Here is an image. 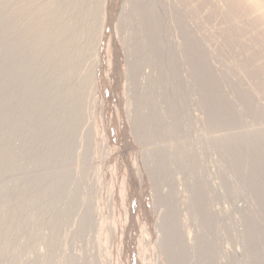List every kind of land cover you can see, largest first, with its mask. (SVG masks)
Listing matches in <instances>:
<instances>
[{"label": "rangeland", "instance_id": "obj_1", "mask_svg": "<svg viewBox=\"0 0 264 264\" xmlns=\"http://www.w3.org/2000/svg\"><path fill=\"white\" fill-rule=\"evenodd\" d=\"M152 1L149 20L161 25L157 42L146 32L141 0H90L99 10L94 33L87 34L91 26L79 11L64 22L78 20V32L60 39L74 41L69 54L79 77L56 87L62 75L52 77L48 65L32 91L2 84L0 100L11 92L13 106L38 100L39 107L23 108L0 129V151L12 149L18 167L0 177V264H264V194L258 191L264 170L251 176L254 166L264 165V148L248 138L264 133L263 22L243 17L246 3L239 14L225 0ZM186 32L205 54L216 89L210 99L215 121L187 55ZM162 48L169 53L164 59ZM75 84L83 87L72 93ZM218 100L223 105L216 111ZM52 102L70 105L64 129L59 122L47 126L60 107L50 110ZM220 109L233 116L231 124H217ZM141 117H156L159 125L146 124L144 131ZM19 125L27 130L11 137ZM235 138L242 139L239 149L231 147ZM25 179L37 185L26 187ZM21 187L28 190L24 197Z\"/></svg>", "mask_w": 264, "mask_h": 264}, {"label": "bare ground", "instance_id": "obj_2", "mask_svg": "<svg viewBox=\"0 0 264 264\" xmlns=\"http://www.w3.org/2000/svg\"><path fill=\"white\" fill-rule=\"evenodd\" d=\"M1 1V6H0V47L2 49V56H1V64H0V90L2 91V84H6V82H15L18 83L21 87L27 89L28 91L34 90V87L38 84L35 82H38L37 80V75L40 74V68L45 67L48 65H51V75L52 77L62 75L60 79H58L56 87L60 86H66L69 84V81L76 76L79 77L81 74L80 69H72L71 65L74 62L72 59L71 55L69 54L71 47L74 44V41L69 44L66 43V41L60 40L63 38V36L67 35L69 33V30H73L78 32L79 29V23L78 20L74 21V24L70 26L66 25L64 22L65 20L73 14H78L79 11L81 12V15L88 21L89 25L91 26V29L87 34L92 35L94 33V30L96 29L97 26V17L99 14L98 8H92L89 6L90 0H47V2H42L36 5L35 0H0ZM137 1V0H136ZM220 0H218L219 2ZM227 2L226 6H229V8H233L234 12L235 10H240L242 5L243 8L246 7V9L243 11L244 12V18L245 17H255L256 21L261 19L264 25V0H225ZM224 1V2H225ZM141 3L143 5L142 8V13H147L148 19H143L147 20L145 22V29L146 32L152 33L150 36H153L155 40V36L161 30V25L158 23V21L154 20L151 21L149 20V17L153 15V9L154 8V3L152 0H141ZM229 4V5H228ZM218 5V4H217ZM224 5V6H225ZM214 6V5H213ZM222 5H220L221 7ZM219 7V8H220ZM139 8V7H137ZM227 9V7H226ZM219 10V9H218ZM223 10V9H222ZM225 10V9H224ZM232 10V9H230ZM227 10V11H230ZM141 11V10H140ZM156 11V10H155ZM225 10V12H227ZM236 11V12H237ZM241 11V10H240ZM232 12V11H231ZM233 12V13H234ZM140 13V12H139ZM138 13V14H139ZM229 13V12H228ZM231 13V14H233ZM239 13V11H238ZM237 15V13H235ZM241 14V13H239ZM223 15V14H222ZM225 16V15H224ZM231 16V15H229ZM229 16H227L229 18ZM234 16V15H233ZM72 17V16H71ZM223 17V16H222ZM239 17V15H237ZM77 18V17H76ZM146 18V17H145ZM236 18V17H235ZM241 18V17H240ZM142 19V17H141ZM158 19V18H157ZM237 19V18H236ZM247 19V18H245ZM244 19V20H245ZM255 19L253 21H255ZM249 20V19H248ZM247 20V21H248ZM151 21V22H150ZM237 21V20H236ZM252 21V20H251ZM252 22L253 26L256 25L259 22ZM260 21V22H261ZM181 25L186 28V25L182 23V20L180 19ZM250 22V21H249ZM248 22V23H249ZM230 23V22H229ZM236 23V22H235ZM256 23V24H254ZM231 24V23H230ZM259 24V23H258ZM179 25V24H178ZM177 25V26H178ZM240 25V24H239ZM260 25V24H259ZM229 26V25H228ZM236 26V25H235ZM252 26V25H251ZM262 26V25H261ZM72 27V29H71ZM163 27V25H162ZM168 27V26H167ZM233 27V25H232ZM250 27V26H249ZM248 27V28H249ZM258 27V26H257ZM260 27V26H259ZM258 27V28H259ZM183 28V31L186 30ZM246 28V27H245ZM262 28V27H261ZM260 28V30H261ZM164 29V27H163ZM239 29V28H238ZM242 29V28H240ZM239 29V30H240ZM244 29V28H243ZM253 29V27H252ZM263 29V28H262ZM233 30V29H232ZM231 30V31H232ZM251 30V29H249ZM259 30V29H257ZM230 31V30H229ZM235 31V30H234ZM242 31V30H241ZM71 32V31H70ZM189 32V31H188ZM238 32V31H237ZM240 32V31H239ZM260 32V31H259ZM74 33V34H75ZM229 33V32H228ZM236 33V32H235ZM242 32H240L241 34ZM154 34V35H153ZM184 34V33H183ZM227 34V33H226ZM238 34V33H236ZM243 34V33H242ZM246 34V31H245ZM243 34V35H245ZM257 34V32H256ZM255 34V35H256ZM186 51L187 55L193 57L192 61V69L196 73V79L198 80V85L200 86V91L204 97V101L206 102V105L209 104V109H208V117L211 120V118L215 121V116L216 115L214 111L210 109V99L213 98V96H216V89L213 87L211 88L209 85L210 81V74L209 70L206 68V60L204 58V55L202 53V48L201 46L196 42L195 38L191 36V34H187L186 32ZM233 34H231L232 36ZM253 35V34H252ZM259 35V33H258ZM261 35V34H260ZM235 36V35H234ZM243 37L242 35H240ZM164 37V36H163ZM167 37V36H166ZM228 37V36H227ZM237 37V36H236ZM235 37V38H236ZM230 38V37H229ZM233 38V37H232ZM238 38V37H237ZM256 38L257 37H253ZM228 39V38H227ZM234 40V39H233ZM232 40V41H233ZM153 39L151 40L152 43ZM156 41V40H155ZM229 41V39H228ZM235 41V40H234ZM237 40L236 42H238ZM256 41V40H254ZM154 42V41H153ZM157 42V41H156ZM159 43V41H158ZM153 47L156 46L157 43H152ZM159 45V44H158ZM140 46V45H139ZM259 46V45H258ZM262 46V44H261ZM76 47V45H75ZM162 47V46H160ZM137 48V47H136ZM156 49V48H155ZM140 50H138L139 52ZM158 52V51H157ZM170 52V51H169ZM261 52V51H260ZM25 54V57L20 60L19 62L17 61V56L20 54ZM150 53V52H149ZM156 53V52H155ZM159 55H161V58H163V55L167 56L166 50L165 49H160L158 52ZM156 53V54H158ZM253 54V52H252ZM255 54V53H254ZM172 55V54H171ZM184 55V54H183ZM158 56V55H156ZM165 56V57H166ZM168 57V56H167ZM254 57V55L252 56ZM257 57V56H256ZM159 58V57H158ZM171 58V57H169ZM164 59V58H163ZM192 59V58H191ZM252 60V58H251ZM255 60V59H254ZM17 61V62H16ZM157 62V61H156ZM173 62V61H172ZM162 63V62H161ZM160 63V67H162L163 72H164V66ZM167 63V62H166ZM165 63V64H166ZM173 65V63H171ZM164 65V64H163ZM256 65V63H255ZM171 66V65H170ZM169 66V67H170ZM176 66V65H175ZM171 68V67H170ZM250 68V67H249ZM248 68V69H249ZM173 69V68H172ZM166 70V69H165ZM175 70V68H174ZM247 71V70H246ZM162 72V71H161ZM171 72V71H170ZM173 73V71H172ZM164 75L166 74L165 72L163 73ZM168 75V74H167ZM166 75V76H167ZM177 76V75H176ZM166 78V77H164ZM169 78V77H168ZM166 78V80H168ZM178 78V77H177ZM173 80V79H172ZM215 81V80H214ZM162 82V81H161ZM166 82V81H165ZM173 82V81H172ZM171 82V83H172ZM48 83V79L44 83L46 85ZM60 83V84H58ZM163 84V83H162ZM167 85V84H166ZM71 86V85H70ZM69 86V87H70ZM171 86V85H170ZM212 86V85H211ZM216 86V85H215ZM218 86V85H217ZM83 85L82 84H75L74 88L72 89V93L81 91ZM174 89V88H173ZM245 94V93H244ZM147 95V94H146ZM219 95V94H218ZM221 95V94H220ZM65 96V95H64ZM168 96V95H167ZM176 96V95H175ZM243 96V95H242ZM241 96V97H242ZM248 96V95H247ZM44 97V95H43ZM41 97V99H43ZM62 98V96H60ZM66 97V96H65ZM173 97V96H172ZM223 97V96H222ZM146 98V96H145ZM175 98V97H174ZM173 98V99H174ZM182 98V97H181ZM217 98V97H216ZM219 98V97H218ZM220 99V98H219ZM225 99V98H224ZM246 99V98H244ZM16 100L14 93L8 92L1 100H0V108L4 112L2 114V117H0V129L2 130L9 124V121L15 117H17L21 112L22 109L25 108L30 111L37 110L39 107V101L36 100L34 102H30L27 105H12L11 102ZM248 100V99H247ZM225 101V100H224ZM227 101V100H226ZM64 105L60 106L59 103L52 102V108L50 110L55 109L56 107H59L57 111L51 115L47 122V126H50L52 123L56 124V122L61 123L59 126H63L62 128H65V123H67L71 120L69 117V109L70 105H68L66 102L63 103ZM214 109L217 111L218 107H221L223 105V100H218L216 104H214ZM254 105V104H253ZM149 106V105H148ZM6 108V111L4 109ZM174 108V107H173ZM257 109V108H256ZM255 109V110H256ZM152 111V110H151ZM172 111H176L173 110ZM222 113L221 109L219 111ZM234 113V112H233ZM236 113V112H235ZM262 113L259 112V114ZM175 114V113H174ZM226 116H223V113L220 115V118L217 121V124L220 126H225L228 124L232 123V118L231 114L225 113ZM231 115V116H230ZM158 117V115H156ZM230 116V117H229ZM233 117V116H232ZM217 118V117H216ZM230 118V119H229ZM139 120V119H138ZM137 120V121H138ZM217 120V119H216ZM75 121H78L76 119ZM162 122V121H161ZM209 122V121H208ZM151 123V125H159L158 119L156 117H152L148 120V118L143 119V117L140 118L139 126H144L146 124ZM181 123V122H180ZM211 123V122H210ZM44 124V123H43ZM215 124V122H214ZM174 126V125H173ZM45 127V126H44ZM56 127V126H55ZM58 127V126H57ZM138 127V126H137ZM156 127V126H155ZM43 128V127H42ZM46 128V127H45ZM54 129V128H53ZM175 129V128H174ZM221 129V128H220ZM27 130V127L25 125H19L16 126L14 129L11 130V137L17 136L24 134L25 131ZM50 130V129H49ZM139 130V129H138ZM145 131V130H144ZM237 131V130H236ZM51 133V131H49ZM63 132V131H62ZM61 132V133H62ZM142 132V129L141 131ZM253 132V131H252ZM264 132V131H263ZM53 133V132H52ZM64 133V132H63ZM255 133V132H254ZM58 134V133H57ZM137 134V133H136ZM59 135V134H58ZM63 135V134H62ZM246 136V135H244ZM242 136V137H244ZM232 137V135H231ZM236 137V136H235ZM241 137V136H240ZM247 137V136H246ZM250 141L257 143L256 146L259 150L261 148H264V133H261L260 135H253L248 137ZM61 139V138H60ZM63 139V138H62ZM241 138L238 140L237 138L230 140L231 142V147L232 148H237L242 146L241 143ZM245 140V139H244ZM52 141V140H51ZM56 141V140H55ZM224 141V140H223ZM222 141V142H223ZM59 142V141H58ZM221 142V143H222ZM245 143V142H244ZM259 143V144H258ZM213 144V143H212ZM230 145V143L227 145V147ZM60 146V145H59ZM62 146V145H61ZM219 146V145H218ZM245 146V145H244ZM49 147V146H48ZM230 147V148H231ZM246 147V146H245ZM60 148V147H59ZM247 148V147H246ZM56 150V148H54ZM64 149V148H62ZM80 150V149H79ZM236 150V149H235ZM51 151V150H50ZM66 151V150H65ZM242 151V150H241ZM264 151V149H263ZM57 152V151H56ZM81 153V152H80ZM251 153V152H250ZM1 159H0V177L5 175L7 172H11L13 169H17L18 167L16 166V161H15V153L12 149L5 148L2 151H0ZM242 154V153H240ZM55 155V154H53ZM58 155V154H57ZM183 155V154H182ZM252 155V154H251ZM51 156V155H50ZM177 156V154H176ZM248 156V154H247ZM36 154L33 153L30 156L31 161H35L36 159ZM49 157V156H48ZM182 157V156H180ZM178 159V158H177ZM236 159V158H235ZM37 160V159H36ZM145 160V159H144ZM39 162V161H38ZM234 163V162H233ZM240 163V162H239ZM258 164V162H256ZM263 165V164H262ZM254 166V170L251 173V176L255 174H260L264 170V165L262 166ZM240 166V165H238ZM253 166V165H252ZM240 168V167H239ZM250 168V167H248ZM246 169V168H245ZM252 169V168H251ZM162 171V170H161ZM160 171V172H161ZM164 171V170H163ZM162 171V172H163ZM248 171V170H247ZM64 172V171H63ZM237 172V171H236ZM241 172V170H240ZM242 173V172H241ZM248 173V172H247ZM8 174V173H7ZM61 175V174H60ZM159 175V173H158ZM160 175H162L160 173ZM243 175V174H242ZM264 175V174H263ZM49 176V175H47ZM245 176V175H244ZM247 176V175H246ZM249 176V175H248ZM41 177V176H40ZM53 177V176H52ZM55 177V176H54ZM155 177V176H154ZM159 177V176H158ZM36 178V177H35ZM43 178V177H42ZM46 177H44L45 179ZM49 178V177H48ZM61 178V177H60ZM166 178V177H164ZM162 179V177H161ZM264 179V178H263ZM52 180V179H50ZM168 180V179H167ZM247 180V179H246ZM250 180V179H249ZM42 181V180H41ZM60 181V180H59ZM62 181V180H61ZM201 181V180H200ZM264 181V180H262ZM23 184L28 186H32V183L34 185H37V180L35 179H25L23 180ZM39 182V181H38ZM58 182V181H57ZM247 182V181H246ZM254 182V181H252ZM54 183V181H53ZM168 183V182H167ZM199 183V182H198ZM256 183V182H255ZM56 184V183H55ZM58 184V183H57ZM57 184L54 186L56 187ZM263 184V183H262ZM259 185V190L262 191L264 194V189L263 185ZM19 184H16V187L19 188ZM53 185V184H52ZM61 185V184H60ZM59 186V185H58ZM252 186V185H251ZM14 185V188H16ZM26 187H21V196L24 197L28 194V190ZM199 187V186H198ZM204 187V186H203ZM58 189V187H56ZM60 188V187H59ZM201 188V187H200ZM49 189V188H48ZM51 189V188H50ZM61 189V188H60ZM54 190V189H53ZM249 190V189H248ZM15 191V190H13ZM55 191V190H54ZM12 192V191H11ZM200 193V192H199ZM258 193V192H257ZM197 196V195H196ZM202 199V196H201ZM260 199V198H259ZM264 199V198H263ZM171 200V199H170ZM204 200V199H203ZM200 201V199H199ZM198 201V202H199ZM202 201V200H201ZM197 202V203H198ZM200 203V202H199ZM207 203V202H206ZM201 204V203H200ZM203 204V202H202ZM205 204V203H204ZM262 204V203H261ZM197 205V204H196ZM208 205V204H207ZM85 207V206H84ZM201 207V206H200ZM264 208V206L262 205ZM2 208V207H1ZM204 208V207H203ZM209 208V206H208ZM9 209L8 206H3V210L7 211ZM202 209V208H201ZM205 209V208H204ZM2 211V210H1ZM167 211V210H166ZM207 211V210H206ZM3 212V211H2ZM261 212V211H260ZM263 212V211H262ZM163 213V211H162ZM170 213V211H167L166 215ZM210 213V212H207ZM212 214V213H211ZM163 215V214H162ZM206 215V214H204ZM249 215V214H248ZM16 213L13 214L12 220H15ZM165 216V215H164ZM207 216V215H206ZM212 216V215H211ZM160 217V216H159ZM213 217V216H212ZM209 219V218H208ZM215 219V218H213ZM2 220V219H1ZM211 220V219H210ZM248 221V220H247ZM213 222V221H211ZM14 224V223H13ZM251 224V223H248ZM215 225V224H214ZM160 226V225H159ZM254 225H251L250 229L257 228L256 226L252 227ZM249 227V225H248ZM247 227V228H248ZM263 228V227H262ZM249 229V230H250ZM168 230V229H167ZM259 230V229H257ZM256 231V229H255ZM172 231H170L171 233ZM175 232V230H174ZM257 232V231H256ZM261 232V231H259ZM5 233V232H4ZM3 233V234H4ZM8 233V232H7ZM263 233V232H262ZM1 234V235H3ZM10 235V233H8ZM256 234V233H255ZM261 234V233H260ZM8 237V235H7ZM172 237V236H171ZM262 237V236H261ZM264 237V236H263ZM6 238V237H5ZM259 238V237H258ZM1 239V238H0ZM261 240V239H260ZM263 240V239H262ZM173 241V240H172ZM177 242V241H176ZM251 242V241H250ZM173 243V242H172ZM259 243V242H258ZM172 245V244H171ZM260 245V244H259ZM163 246V245H162ZM255 246V245H254ZM261 247V246H260ZM177 249V248H176ZM259 250V249H258ZM262 250V249H261ZM254 251V249H253ZM183 253V252H182ZM185 254V253H184ZM183 254V255H184ZM163 255V254H162ZM182 255V256H183ZM254 255V253H253ZM174 256V255H173ZM260 256V255H259ZM171 257V256H170ZM175 257V256H174ZM179 257V256H178ZM167 258V257H166ZM169 258V257H168ZM260 258V257H259ZM170 259V258H169ZM174 260V259H173ZM178 263V262H177Z\"/></svg>", "mask_w": 264, "mask_h": 264}]
</instances>
